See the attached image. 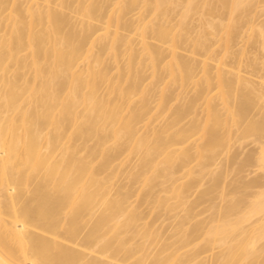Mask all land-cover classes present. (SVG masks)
Masks as SVG:
<instances>
[{
    "label": "bare ground",
    "instance_id": "1",
    "mask_svg": "<svg viewBox=\"0 0 264 264\" xmlns=\"http://www.w3.org/2000/svg\"><path fill=\"white\" fill-rule=\"evenodd\" d=\"M202 1L0 0V264H190L196 254L181 250L209 249L216 236L226 245L218 264H264V57L241 51L245 68H229L208 40L218 6L234 15L257 0ZM146 6L152 17L128 19ZM193 15L203 26L195 36ZM233 15L220 24L224 54L243 33ZM186 45L191 56L179 54ZM191 83L195 94L172 107L170 87ZM250 139V155L229 156ZM215 165L223 170L206 173ZM248 169L256 176L225 182ZM128 178L142 184L138 196L174 211L172 229L142 224ZM217 198L210 218L195 220L196 207Z\"/></svg>",
    "mask_w": 264,
    "mask_h": 264
},
{
    "label": "rangeland",
    "instance_id": "2",
    "mask_svg": "<svg viewBox=\"0 0 264 264\" xmlns=\"http://www.w3.org/2000/svg\"><path fill=\"white\" fill-rule=\"evenodd\" d=\"M197 2H203L202 0H196ZM210 1L211 2H213V3H211V4H215V2L217 1V0H206V2H209L210 3ZM215 1V2H214ZM258 1L259 0H257L256 1V3L257 4H255V5H253L254 7H252V5H251V7L249 8V11H248V9L246 10V11H244V12H240V13H237V12H235L236 14H234V15H238L237 17H239V16H241V18L239 17V18H236V20H238V22L237 21H235L236 23H237V26H238V24L240 25V26H236L235 27V31H238L239 30V32H236V33H242V31H243V33L242 34H238V35H242L241 37H238L237 36V38H238V40H237V42H236V38L234 39L235 41L234 42H236V43H234V42H231V43H233L232 44V48H231V50H230V52L228 53H226V54H224V50H223V46H224V44H223V41H219L218 40V38L222 35H220V33H222L221 31H223V30H220L221 29V27H220V24H222V26H223V23H225L224 24V26L226 25V22H230V18L232 17V15L233 14H231L230 12H228V10L227 9H223V8H221L220 7V9H221V11L220 12H217V9H218V3L217 4H215V5H217L218 7H217V9L215 10L216 12L215 13H217V14H212V15H214L212 18L211 17H209L208 19L210 20V18L213 20V22L215 23H217V22H220V24H219V27H218V30H220V31H218L217 29V31H218V33H217V31H214V36L212 35V37H208V40H210L211 41V43H213L214 44V48H215V52H217V58H218V56H219V60L220 61H222V63H226V67L228 66L229 67V64L231 65V63L232 64H234L236 67H239V66H241V65H244V67L243 68H245V62H246V59L247 60H249V58H252V56L254 57L255 55H256V53L254 54V53H252V51H254V50H256V52H257V49L259 50L258 52H257V56L258 55H260L259 57H261V55H262V57H264V50L262 51V49H263V47H262V44L261 43H259L258 41H260V42H262L259 38H261V37H258V34H259V29H261V27H262V24H264V2H262L263 0H260L261 2H259L258 3ZM199 4V3H198ZM203 5V3H201V6ZM200 6V5H199ZM152 7H150V6H146V7H144V8H142V12L140 13L139 11H140V9L139 8H137L133 13H131L127 18L130 20H134V19H136L137 20V18L139 17V14H141L142 15V17H152L153 16V13L151 12V9ZM201 8L202 7H200V10H201ZM181 9L182 8H177L176 7V9L174 10V8L172 9L173 11H171L170 13V15L168 16L169 17V19L170 18H172L173 19V23L174 22H178L177 21V19H178V17H179V14L181 13ZM251 9V10H250ZM65 12H66V14H69L68 12H71L69 15L71 16L72 15V17L73 16H75V14H74V12H72L71 10L70 11H68V10H64ZM73 13V14H72ZM241 13H244V16L241 14ZM233 15V16H234ZM211 16V15H210ZM231 16V17H230ZM246 16V17H245ZM199 18H200V16H198V15H193V16H191V18L189 17V19H188V22H189V25L191 24V27H192V29H193V27L195 28L194 29V32H195V34H194V32H192L193 33V35L195 36V35H197V32H199L200 30H201V32H202V30L203 29H201L203 26L201 25V23H199ZM229 18V19H228ZM234 18V17H233ZM244 18V19H243ZM247 18H248V20H247ZM83 19V22L85 21L86 22V19L84 20V18H80L79 17V22L81 21V20ZM239 19H241V23H240V20ZM246 19V20H245ZM136 20H134L135 22H136ZM222 20H223V23H221L222 22ZM251 21V22H250ZM212 22V23H213ZM248 22V23H247ZM187 23V22H186ZM215 23V25H217L218 26V24H216ZM96 24H98V23H96ZM188 24V23H187ZM227 24H229V23H227ZM252 24V25H251ZM99 25V24H98ZM101 25V24H100ZM242 25V26H241ZM253 26V27H252ZM259 26H260V28H259ZM264 26V25H263ZM241 28H242V30H241ZM238 29V30H237ZM241 30V31H240ZM233 31H234V29H233ZM234 31V32H235ZM123 32V33H122ZM201 32H200V34H201ZM220 32V33H219ZM121 33L122 34H124V35H127V33L126 32H124V31H122L121 30ZM219 34V35H217V34ZM216 35V36H215ZM224 35V34H223ZM135 37V40H134V45H136L137 44V46H136V49H138L139 48V45H138V41H137V39H136V36H134ZM240 38V39H239ZM209 41V42H210ZM137 42V43H136ZM149 42H150V44L152 43V44H155L156 42L152 39H149ZM212 44V45H213ZM261 46V47H260ZM164 47H166V46H164ZM190 47V45H186V46H183L180 50H179V54H181V55H186V57H187V55H189V56H191L190 55V52H189V48ZM254 47V48H253ZM213 48V47H212ZM213 48V49H214ZM240 48H241V50H240ZM255 48H257V49H255ZM262 48V49H261ZM239 49V50H238ZM244 49V50H243ZM254 49V50H253ZM95 50H99V48H98V46L96 47V45H95V48H94V52H96L97 53V51H95ZM243 52V51H246L245 53H246V55H244L245 57L244 58H246L245 60H244V58H243V55L241 56V55H239V52ZM251 51V52H250ZM241 52V53H242ZM249 53V54H248ZM252 53V54H251ZM244 54V53H243ZM188 56V57H189ZM234 56H235V58H234ZM240 56H241V58H240ZM202 56H196V58L197 59H199V61H200V59L202 60V58H201ZM237 57V58H236ZM240 58V60H238ZM196 59V60H197ZM236 59H237V61H239V62H241V60L242 61H245V62H243V64H239V62L237 63V61H236ZM260 59H262V58H260ZM105 60L107 61V63H106V61H105V65H109V66H112L113 67V65L115 66V62L113 61V59H111L110 60V58H109V56L107 57V55L105 56ZM121 61H123V60H121ZM120 61V62H121ZM234 61H236V62H234ZM109 62V63H108ZM112 62H114V63H112ZM230 62V63H229ZM112 63V64H111ZM124 62H121V64H123ZM237 63V64H236ZM111 64V65H110ZM120 64V65H121ZM228 64V65H227ZM107 65V66H108ZM234 65L232 66V68H234ZM225 67V69H227ZM231 67V66H230ZM229 67V68H230ZM242 67V66H241ZM111 68V67H110ZM140 68H142L141 70H140ZM140 68H138L140 71H143L145 74H147L146 75V77L147 78H149L148 80H146L147 82H145V84L147 83L148 84V82H150L151 81V73H152V71H150L151 69H148V68H144V67H140ZM242 68V69H243ZM114 69V68H113ZM112 68H111V74H113V75H116L117 74V71L114 69L113 70ZM148 69V70H147ZM247 70H248V68H246ZM244 71V70H243ZM116 72V73H115ZM247 72V71H246ZM244 73V72H243ZM247 74V73H246ZM148 75H149V77H148ZM248 76V75H247ZM256 76V75H255ZM254 76V77H255ZM249 77H251V75L249 76ZM252 79H253V75H252ZM255 80H256V78H254ZM166 81H167V78L165 79ZM158 91V90H157ZM169 91H171L170 93H174V95L175 96H178V97H176V99H174V95H172L173 96V101L172 102H170V105L172 106V107H177L181 102H182V100H183V98H189L190 96H193L194 94H195V87H194V84L193 83H191V84H188V85H184V86H180V85H173V86H171L170 87V89H169ZM158 93V92H157ZM159 94V93H158ZM153 95H155V94H153ZM152 95V96H153ZM157 96V95H156ZM152 98V97H151ZM178 98V99H177ZM185 98V99H186ZM153 99H155V100H151L152 102H151V105H152V107L154 108L155 106H156V97L154 96V98ZM216 101H218V100H216ZM183 103H184V101H183ZM201 101H200V103L196 106L197 108H195V110L197 111V113L199 114V112H200V114H201V111L203 112V106L201 105ZM218 103V102H217ZM153 112H154V110H153ZM166 113L165 114H163V115H161V116H159V115H156V117L154 116V120H156V121H154L155 122V125L156 124H159L158 126H161L162 125V123L164 122V121H162V120H164V117H166ZM202 116V115H201ZM191 117L189 116L187 119H185L184 121H183V123H187L188 121H189V119H190ZM160 122H161V125H160ZM142 125V124H141ZM141 125H140V127H141ZM154 125V124H153ZM152 125V126H153ZM158 126H155V127H158ZM154 127V126H153ZM252 141H253V139H250V140H245L244 142H243V145L241 146V147H239V145L237 144V145H235V147L231 150V152L229 153V156H231L232 154H238V155H240V157H239V160H241V159H243L246 155H248V153L249 152H251V150H253L254 149V144L252 143ZM91 145H93V142H91ZM109 145L110 146H112V143H109ZM241 153V154H240ZM251 153H249V155H250ZM126 155V156H125ZM125 155H123L122 157H121V159L119 160V161H123V157H125L126 158V164H127V167H128V162H130V161H128L129 160V158L131 159V155H130V157L129 156H127V154H125ZM135 156V155H134ZM129 157V158H128ZM128 158V159H127ZM135 160H137V157H133L132 158V161H131V165L134 163V165L136 164L134 161ZM239 160H238V162H239ZM119 161H116L115 162V164H116V166L115 167H117V164L119 163ZM124 161V162H125ZM128 161V162H127ZM123 162V163H124ZM223 164H225V163H223ZM222 164V165H223ZM120 165H123V164H121L120 163ZM120 165H118L119 167H121L122 168V166H120ZM124 166H126L125 164H124ZM124 166H123V168L122 169H127L128 170V168L127 167H125L124 168ZM225 167V166H224ZM226 168V167H225ZM113 169H116V168H114L113 167ZM119 169V168H118ZM125 169V170H126ZM220 169H222L223 170V166L221 167V165H215V166H212V167H210V168H208L207 169V171H206V173L207 172H209V171H215V173H217V171L219 172V170ZM117 170V169H116ZM195 170V169H194ZM253 170V169H252ZM119 171V170H118ZM122 171H124V170H122ZM248 173H244L243 172V174L241 173V175L239 174V176H235L237 173H235V174H232V172H231V175H229L228 176V180H226L225 182H227V185H228V183L232 180V182H234L235 180H237L238 178L237 177H239L240 178V176L241 177H243V176H245V178H246V174H247V179L246 180H248V179H250V178H253L254 176H256L255 174H250V172H251V170H249L248 169ZM121 172V171H120ZM119 172V173H120ZM118 173V174H119ZM121 175L123 176V174L121 173ZM125 175V174H124ZM243 175V176H242ZM118 176V175H117ZM116 176V177H117ZM116 177H115V179H116ZM125 177V176H124ZM209 177V176H208ZM123 178V177H122ZM114 179V180H115ZM123 179H125V178H123ZM122 179V180H123ZM129 179L130 178H128V180L127 181H125V184H127L128 185V187H129V190H130V193H131V199H130V202L131 203H133V205L134 206H136L137 207V209L139 210V212L143 215V217L142 218H144V220H142L143 221V223H142V221H141V223L142 224H144V222H146V223H148V222H151V223H153L155 226H154V228L156 229V228H159V229H161L162 230V232H163V229H164V231H165V229H167L168 227L167 226H169V225H166V224H169V222L172 220V218L174 217L175 218V216L173 215L174 214V211H170V210H167V209H165V208H163V207H158V205L156 204V203H154V202H152V201H146L142 196H138V191L142 188V184L141 183H134L133 181H131V182H129ZM206 179H207V177H206ZM227 179V178H226ZM233 179H235L234 181H233ZM244 179V178H243ZM120 178H119V180L118 179H116L115 181H114V184H115V182H117L118 183V181L120 182V181H122ZM131 180V179H130ZM204 181H202L201 182V186L198 188V189H196L195 191L197 192V190L198 191H200V190H203L204 188H206L209 184H205L204 186H203V182H207V181H209V180H205V179H203ZM122 182H124V181H122ZM122 182H120V183H118L119 184V186L121 185V183ZM232 182H230L231 184H232ZM209 183V182H208ZM118 184H116V186H115V189L118 187ZM122 186H125L123 183H122ZM156 189H158L159 190V187H157ZM156 191V190H155ZM194 191V192H195ZM193 192V194L188 198V201H194V200H196V198L198 197V196H196V195H198L199 193H197V194H195ZM201 192V191H200ZM169 196H171L170 194L168 195V197ZM143 198V199H142ZM176 202V200L175 199H171L170 200V203H172V204H176L175 203ZM223 204V201H221V199L220 198H217V199H214L213 201H211V202H205V203H202V204H200L199 206H197L196 207V214H197V217L195 218V220H200V219H208V218H210V216L213 214V212L215 211V210H217V208L219 207V206H221ZM224 204H225V202H224ZM183 206H180L178 209H177V211H178V214L183 210ZM216 208V209H215ZM176 213V212H175ZM183 213V212H182ZM173 215V217L172 218H170L171 216ZM180 215V214H179ZM182 215V214H181ZM176 219V218H175ZM174 220V219H173ZM194 220V221H195ZM177 221H178V218H177ZM172 222V221H171ZM170 222V223H171ZM174 222V221H173ZM150 223V224H151ZM153 224H151V225H153ZM173 225H175V223H172ZM247 224V223H246ZM172 225V226H173ZM165 226H166V228H165ZM171 226V225H170ZM169 226V227H170ZM164 227V228H163ZM171 228V227H170ZM169 228V229H170ZM173 228V227H172ZM171 228V229H172ZM159 229H156V230H158V231H160ZM168 229V230H169ZM171 229H170V231H171ZM161 232V231H160ZM167 232V231H166ZM165 232V233H166ZM164 233H162V235H163ZM167 234V233H166ZM165 235V234H164ZM169 235V234H168ZM164 237V239L166 238V236H163ZM163 239V240H164ZM264 242V240L261 242V243H263ZM225 248H226V245H223V244H221V242L219 241V237L218 236H216L215 237V239H214V241H213V243L211 244V246L209 247V249H206V250H201V249H199V247H195V244H191L190 246H188L187 248H184V249H182L181 250V252H187L188 254H196V258H195V260L194 261H192L190 264H218L215 260H214V258H215V255L216 254H218V253H220L221 251H223V250H225ZM237 264H246V262H244V261H241V262H239V263H237Z\"/></svg>",
    "mask_w": 264,
    "mask_h": 264
}]
</instances>
